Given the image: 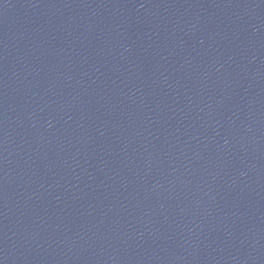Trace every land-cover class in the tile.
I'll return each mask as SVG.
<instances>
[{
	"label": "water",
	"instance_id": "1",
	"mask_svg": "<svg viewBox=\"0 0 264 264\" xmlns=\"http://www.w3.org/2000/svg\"><path fill=\"white\" fill-rule=\"evenodd\" d=\"M0 264H264V0H0Z\"/></svg>",
	"mask_w": 264,
	"mask_h": 264
}]
</instances>
